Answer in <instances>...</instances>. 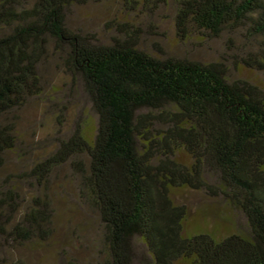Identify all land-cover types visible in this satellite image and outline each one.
I'll return each mask as SVG.
<instances>
[{"label":"trees","instance_id":"obj_1","mask_svg":"<svg viewBox=\"0 0 264 264\" xmlns=\"http://www.w3.org/2000/svg\"><path fill=\"white\" fill-rule=\"evenodd\" d=\"M102 1L0 0V264H30L24 250L54 233L61 170L97 240L58 264H264V92L233 74L264 78V0H120L137 22H106L104 39L75 22ZM167 10L180 43L217 40L218 59L141 46ZM75 84L90 113L70 121ZM37 104L54 120L33 159L16 125ZM182 187L225 199L246 231L185 235Z\"/></svg>","mask_w":264,"mask_h":264},{"label":"rangeland","instance_id":"obj_2","mask_svg":"<svg viewBox=\"0 0 264 264\" xmlns=\"http://www.w3.org/2000/svg\"><path fill=\"white\" fill-rule=\"evenodd\" d=\"M171 11H165L155 21L157 34H139L138 43L141 46H149L158 42L162 49L175 55L188 54L193 59L203 62H212L218 59L213 50H219L218 42L208 41L207 44L198 43L197 38L190 43H180L175 35V27L171 19ZM137 22L132 14H128L121 7L120 0H103L100 3H88L77 9L76 24L85 30L93 32L104 39L106 31L103 25L110 21ZM234 71V76L249 80L264 92L263 76L252 69L239 65ZM53 75V76H52ZM51 78L58 86L62 76L57 72H51ZM76 91L77 85L75 84ZM89 112L84 93L77 91L71 107L68 109L70 121L79 112ZM90 113V112H89ZM65 114V112H64ZM54 118L44 114L43 108L37 105H29L23 109L17 122V129L22 134L26 146L30 147L31 156L44 151L37 148L38 141L48 135L53 128ZM177 159L186 164L190 158L182 151L177 153ZM14 165L9 164V168ZM67 171H58L52 180L48 193L52 199L57 213L55 219V231L48 241L26 248L23 255L30 264H58L66 258H88L92 253V246L96 243L95 217L82 205L77 206L74 199L77 191L65 176ZM171 198L177 205L184 204L187 214L183 221L185 235L196 233H210L217 238L225 237L235 232H245L244 216L225 199L207 197L202 192L186 187L171 190ZM174 264H190L187 260H179Z\"/></svg>","mask_w":264,"mask_h":264}]
</instances>
